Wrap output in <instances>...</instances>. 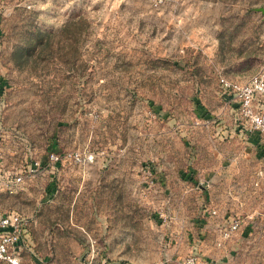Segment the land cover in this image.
I'll return each mask as SVG.
<instances>
[{
    "label": "rangeland",
    "instance_id": "374dc122",
    "mask_svg": "<svg viewBox=\"0 0 264 264\" xmlns=\"http://www.w3.org/2000/svg\"><path fill=\"white\" fill-rule=\"evenodd\" d=\"M258 7L0 0V175L26 177L0 212L40 216L21 264H264V132L221 82L264 64Z\"/></svg>",
    "mask_w": 264,
    "mask_h": 264
},
{
    "label": "built area",
    "instance_id": "2783aa9c",
    "mask_svg": "<svg viewBox=\"0 0 264 264\" xmlns=\"http://www.w3.org/2000/svg\"><path fill=\"white\" fill-rule=\"evenodd\" d=\"M223 85L231 89L237 96V100L241 106L242 113L249 119L252 128L258 133L264 132V111L256 112L253 109L254 101L262 99L264 101V64L261 68L244 80L231 82L225 78L221 79ZM2 96V87L0 85V98ZM93 160L92 154L81 153L80 151L69 152L65 156L58 155L53 152L50 155L52 163L58 164L64 159H74L82 161L84 158ZM1 160V154H0ZM35 165L39 166L36 161ZM34 166V165H32ZM33 170L30 169V173ZM25 176L22 174L12 175L11 172L0 175V191H6L9 194H14L24 183ZM214 213L216 211H213ZM27 218L17 211L8 213L0 212V261L9 264H21V246L24 241V234L26 233ZM239 223H232L229 229L224 232V237L227 238L231 232L236 230ZM182 264H207L206 261L198 259L196 256H188Z\"/></svg>",
    "mask_w": 264,
    "mask_h": 264
},
{
    "label": "crops",
    "instance_id": "0c3cea01",
    "mask_svg": "<svg viewBox=\"0 0 264 264\" xmlns=\"http://www.w3.org/2000/svg\"><path fill=\"white\" fill-rule=\"evenodd\" d=\"M254 69H255V66H246L244 68H240L239 66H237V73L235 72L234 75H237V78H240L244 75H249L251 73L254 72ZM264 149V143H262L261 145ZM262 153V152H260ZM28 190V189H27ZM20 210L21 213H23L26 217H27V221H28V224L31 223V222H35L37 223V221L39 220L40 216H38V211H34V210H30L28 207H25L24 208H18ZM1 211V210H0Z\"/></svg>",
    "mask_w": 264,
    "mask_h": 264
},
{
    "label": "water",
    "instance_id": "95a60500",
    "mask_svg": "<svg viewBox=\"0 0 264 264\" xmlns=\"http://www.w3.org/2000/svg\"><path fill=\"white\" fill-rule=\"evenodd\" d=\"M256 11L261 12L264 15V7L255 8Z\"/></svg>",
    "mask_w": 264,
    "mask_h": 264
}]
</instances>
